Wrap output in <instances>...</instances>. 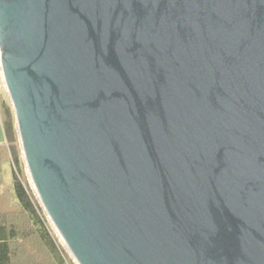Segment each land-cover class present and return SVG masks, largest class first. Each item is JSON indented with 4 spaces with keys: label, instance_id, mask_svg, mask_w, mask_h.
I'll return each mask as SVG.
<instances>
[{
    "label": "water",
    "instance_id": "obj_1",
    "mask_svg": "<svg viewBox=\"0 0 264 264\" xmlns=\"http://www.w3.org/2000/svg\"><path fill=\"white\" fill-rule=\"evenodd\" d=\"M0 60L77 264H264V0H0Z\"/></svg>",
    "mask_w": 264,
    "mask_h": 264
},
{
    "label": "trees",
    "instance_id": "obj_2",
    "mask_svg": "<svg viewBox=\"0 0 264 264\" xmlns=\"http://www.w3.org/2000/svg\"><path fill=\"white\" fill-rule=\"evenodd\" d=\"M0 264H76L39 202L23 157L15 111L0 87Z\"/></svg>",
    "mask_w": 264,
    "mask_h": 264
},
{
    "label": "rangeland",
    "instance_id": "obj_3",
    "mask_svg": "<svg viewBox=\"0 0 264 264\" xmlns=\"http://www.w3.org/2000/svg\"><path fill=\"white\" fill-rule=\"evenodd\" d=\"M3 85V84H2ZM1 85V86H2ZM3 86H5V85H3ZM5 140V135H4V131H3V128H2V125H1V122H0V142H3ZM25 161V160H24ZM28 170V169H27ZM29 174V173H28ZM50 221V220H49ZM50 224H51V222H50ZM51 226H52V228H53V230L55 231L54 232V234L56 235V237H58V239L60 240V242H61V238H60V236H59V234L57 233V231L54 229V227H53V225L51 224ZM62 243V242H61ZM62 245H63V243H62ZM64 246V245H63ZM65 248V247H64ZM66 249V248H65ZM67 251V250H66ZM68 252V251H67ZM74 260V259H73ZM77 264V263H76Z\"/></svg>",
    "mask_w": 264,
    "mask_h": 264
},
{
    "label": "built area",
    "instance_id": "obj_4",
    "mask_svg": "<svg viewBox=\"0 0 264 264\" xmlns=\"http://www.w3.org/2000/svg\"><path fill=\"white\" fill-rule=\"evenodd\" d=\"M2 84L4 85V75H3L1 60H0V87Z\"/></svg>",
    "mask_w": 264,
    "mask_h": 264
}]
</instances>
